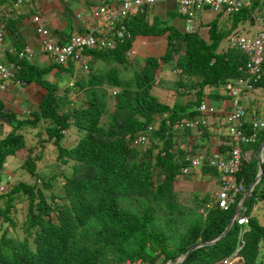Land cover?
Wrapping results in <instances>:
<instances>
[{"label":"trees","instance_id":"1","mask_svg":"<svg viewBox=\"0 0 264 264\" xmlns=\"http://www.w3.org/2000/svg\"><path fill=\"white\" fill-rule=\"evenodd\" d=\"M260 2L251 0L232 14L229 27L219 25L215 18L207 25V39L197 28L181 31L159 19H148L150 10L137 13L128 21L131 40L165 36V53L146 58L126 78L117 69L99 73L98 69L102 63L123 66L130 41L113 51L92 52L99 65L93 71L91 64L92 75L81 81L83 106L72 107L69 90L60 96L58 85L45 79L52 66L39 71L22 63L18 79L37 84L45 93L31 118L10 116L12 130L0 138V182L5 159L26 148L19 132L26 126L44 129L46 141L57 150L56 160L69 166L70 173L62 174L60 194L47 195L53 185L37 170L42 157L28 151L21 168L33 182H16L0 194V264H216L234 253L240 245L241 228L236 223L214 244L197 248L182 263H175L191 247L218 237L229 224L234 207L223 211L213 205L199 213L208 203L207 197L176 193L181 163L175 145L177 139L187 142L192 134L188 129L177 136L174 126L199 116L192 107L202 100L205 90L243 77L239 68L245 64V56L220 44L238 26L251 24ZM1 3L8 7V0ZM163 70L177 71L175 79H162L158 73ZM160 87L178 97L193 94L195 99L186 104L163 102L156 95ZM106 88L117 93L109 97ZM253 91L264 96V64ZM71 127L83 135L67 149L62 146V131ZM199 128L208 141L206 129ZM142 135L150 143L137 149L134 141ZM263 141L261 131L257 142L249 146L254 154L243 161L237 175L246 190L257 175V151ZM261 169V180L245 202L243 214L248 216L255 202L264 201V162ZM18 203L25 204L21 220ZM243 240L237 264H264V224L256 217H249Z\"/></svg>","mask_w":264,"mask_h":264},{"label":"clouds","instance_id":"2","mask_svg":"<svg viewBox=\"0 0 264 264\" xmlns=\"http://www.w3.org/2000/svg\"><path fill=\"white\" fill-rule=\"evenodd\" d=\"M1 1H3V0H0V3H1ZM128 1H132V0H84V2L87 5V10H89V13H90V19L84 20V23L82 25V30L77 31V32H73L68 37H64V36L61 37L60 35H58V32H56V30H53V29L48 27V25L41 18L40 14L37 12L38 8H40V7L37 6L35 0H22L21 3H17V0H8V7H6L3 3H1V5H0V33H1L0 52L3 54L4 60H2V62L0 61V67L5 68L8 71V75L6 77L0 76V92L4 93L0 97V117L8 123L9 129L6 132L0 131V138L1 137L4 138L12 130V118H10V116L13 115L16 119H23V118H27V117L31 118V113L38 111V104L42 100V97L45 93V90L43 88H41L40 86H38L37 84L32 83V82H31V84H29V83L23 82V81L18 79L19 78L18 77L19 72L22 70V63L23 62H27L29 67H33L39 71L40 70L46 71L47 68L52 66L53 68H51V70L48 71L45 79L50 83H55L56 85H59V79L62 75L68 74L71 77V80H69V82L66 85H63V86L59 85L60 87L58 88V91L62 90L64 92L65 89H68L69 92H80V91H82V93H83L85 91V88L80 89L81 88L80 84H81V81L86 80L88 77H90L92 75L93 71H91L90 65L91 64H93V66L99 65L97 60L95 62L93 61V53L92 52L113 51L116 49L117 46L123 45L126 42L130 41L131 46L129 47V49H127L124 52V56L127 59V62L124 65L129 64L131 58L134 59L135 53H134V49H133V44H134L136 37L133 40H131L132 34L129 30L128 21L131 17L133 18V16H136L137 13L143 12V10L144 11L145 10H152L158 3L172 2L176 6L177 14L180 17H182L186 22V25H187L186 31L191 32V31L196 30L195 28H197L198 31L200 33H202L200 31V25L197 24L195 19L197 16H200L205 11L209 10V11L215 13L216 18H218L219 25H221L222 20H224L225 22H229L230 21L229 17L232 14L239 13L243 7H247L251 3V0H243L245 5L238 12L230 13L228 15L224 14L223 12L216 13V12L212 11L210 8H206L201 14H198L197 16H195V18L193 19V25L191 26L190 24H188L186 17L180 14L179 6L175 1H165V2L157 1L156 3H154L151 6H147V5L142 6L140 8V10L137 11L136 13H132V11H129L125 14V16L119 17L118 20L113 21V26L115 28H119V27L123 26L124 31H125L123 40L121 42H116L115 48H113V49H98V47H95L97 45H94V47H91V48L84 47L82 52H80L81 56L83 57V62H78L73 57H69L66 61L60 62L42 50L41 45L43 42V37L41 36V34L39 32H37L38 28L47 30L49 32V37L57 45L63 46V47L69 45V43L73 37H94V38L98 39L99 29L103 28V22L99 26V22L97 20V17L95 16V12L99 8H108L111 6L117 8V7L121 6L122 4H124L125 2H128ZM249 1H250V3H249ZM87 2L90 4H87ZM261 2H262V0H261ZM22 7L26 8L27 12H28V10L31 12V17H29V18L31 19V22L33 24L34 36L36 35V46L31 47V46L26 45L22 48H18V47L10 48L6 45V42H5L7 36L5 35L6 34V22L4 20V17L10 19V17L7 16V14H6V11L10 10V8H13L15 10H18V9L22 10ZM35 18H37L36 22H34ZM92 18H93V22H92ZM261 18L264 21V13L261 15ZM90 21L92 22L91 24L89 23ZM250 22H251V24L249 23L250 26H252L254 28V34H253V36H251L249 38L254 37L256 31H258L257 34L264 33L263 30L262 31H259V29L255 30V28L257 27V24L255 22L254 15L252 16ZM240 26H242V25H240ZM97 30H98V33H97ZM236 30L233 32V34H230L225 39L226 40L225 46H221V44H220V46L225 50H234V51H237V52H239L245 56V64L239 68V70L244 74L243 77L238 78V79L233 80V81H229L225 84V86L214 88V90L213 89L205 90L202 100L197 104L195 103V105L192 107V109L196 113H198L199 116L195 119L187 120L183 123L176 124L174 126V129L177 131V136H179L180 134H182L184 131H186L188 129L192 134L191 137H189L187 142L181 141V139H177V145H175V150L178 151L177 154L179 156V160L181 163L180 173L177 177V181L174 184V190L176 191V193L181 194L183 196H186L188 198L191 196L197 197V195L194 194L195 192H192V191L191 192H184L182 190V192H179L178 188H175V185L180 180H183V178L191 177L194 173L198 174V175L208 174V176H210V177H213V176L216 177L217 178L216 182H218L219 184L217 185V191L214 193V195L212 196L211 199H209L207 197V195H202V198L203 197L208 198V203L205 204L204 206L200 207V209H198L199 213H202L205 210V208L210 209L213 205H216L219 209H221L223 211L228 210L230 207H234V212L238 206H241L237 215L234 216V213H233L232 218L234 217V219H233V223L231 225V227H232L233 224L236 223L241 228L239 231V236H238V240L240 241V245H237L234 253L230 257L226 258L223 261L218 262V263H222V264H237V260H236L237 251L240 250L241 247L244 245L243 234H244V232H246L249 229V217H251V216L256 217V215L254 214L252 209L250 211L249 216L246 214H243V213H245V211H246V209L244 210L245 202L251 196V193L253 192L254 187L258 183H256L253 188L251 185L248 188V190H246L244 188L243 184L237 180V175H238V173L242 167L243 161H248L250 159V157L254 154V150L250 149L249 146L254 145L258 140L259 133L261 131H264V127L263 128H257V129L253 128V123L255 121H258V120L264 118V96L263 95L260 96L258 93L253 91L254 90V83L257 80H259L262 76V67L264 64V59L262 61L261 67H260V72H259L258 78L251 77L249 74H247L246 69H245L246 64H247V56L243 52H241L239 49L232 48L230 46V38L238 36V35L244 36L243 34L236 33ZM130 51H131V53H130ZM164 53H165V51H164ZM39 55H44L48 59L49 65H44L41 68L37 67V65L34 64L33 60L35 58H37ZM134 60H132V62L134 64V70H135L136 68H138L137 66L143 65V63L146 59H144V61L141 63L135 62ZM53 65H55L56 67H54ZM58 67H61V70H59ZM53 70H55L56 74H57V76H55V77H51L49 75ZM83 74H85L86 76H84ZM166 74H170V73L167 70H163V71L158 73V75L162 79H164L166 81H170L171 79L168 78L166 76ZM174 74L177 75V71L174 72ZM241 79L249 80V83L251 85V88L249 90H245L243 92L241 104L244 107V115L241 118V125L239 127V130L242 132V134L244 136H246L247 138H249L248 142H241V141L236 142V141H234L233 133L231 131V123L228 122L229 114L231 113V111L233 109V97L229 94L228 86L234 87L238 83V81ZM6 85H7V87H8V85L9 86H15V88L20 87L22 89V91L25 90L23 92L25 102H26V99L30 98L31 96H32L31 97L32 99H34V100L36 99L37 94L35 92H32L31 94H29V96L27 95L28 91L30 90V87H36L37 92H39L38 94H41L42 97L36 103V106H33L34 103H33L32 99L27 100L28 104H25V102L23 101L19 107L18 106L14 107L13 105L10 106L9 96L14 98L13 96H11V94H13V92L16 93L17 91L15 89L9 91L8 88L6 90ZM171 85H172V83H171ZM106 90H107V94L109 97L114 96L117 93V90L107 89V88H106ZM59 95L61 96V94H59ZM172 95H173L172 97H174L175 99L178 97L177 95H175V93H173ZM186 96L187 97L192 96L191 101H188V102H192L195 99L193 94L186 95ZM184 97H178V99H182ZM67 98H68V100H70L71 105H73V102L71 101V99L68 96H67ZM225 99H227L229 101L226 102ZM213 100H217L216 103H218L219 105H216V104L213 105ZM175 102L183 104L181 101H175ZM166 103H169V102H166ZM83 105H81V106H83ZM202 105H205L208 108H212L213 112L210 113L207 111H205V112L201 111L200 107ZM24 106L27 108V111L25 112V114H24L23 110L26 108ZM17 113H19V115ZM213 126H218L219 128H222V133H221V135L223 137L222 142L215 143L211 140L212 132L210 134H208V129H211ZM199 127H204L206 129V132H207L208 138H209L208 141L203 137L202 129H200ZM25 128H28L29 133L27 135L32 136V138L33 137L37 138V141L32 146L27 147L28 141L24 138L26 141V148L22 149V150H25L27 152V155H28V151H30L32 156L42 157V159L39 161V162H41L45 157L46 148H52L54 146L50 142L46 141V135H45L44 129L41 126H38L36 129L31 127V126H26ZM22 129L23 128H21L19 132L23 135V133L21 132ZM70 130L75 131L76 133H79V134H76V137H75L76 140L74 141L73 145H71L70 147H66L62 144V146L67 148V149H70L73 146H75L76 143L78 142V140L80 139V137L83 135L81 132L77 131L76 128L71 127L68 130L62 131V134L64 136L62 143L66 139L65 136L69 135ZM149 143H150V139H149V137H147V135H142V136L138 137L136 139V141H134V145H135V147H137V149H141L140 146L142 147V146L149 144ZM44 147H45V149H44ZM236 147L239 149V160H240V166H239L238 170L232 175L233 184L236 187V191H229L227 193V195L229 196V198H231L232 201L227 200L226 206L222 207V206H220L219 196H220V193L222 192L223 178L225 177L226 174H225V170L222 167H220L219 164L220 163L228 164V162L233 157V151ZM22 150L18 151L14 156H9V157H11V159H13ZM180 154H181V157H180ZM27 155H26V157H27ZM199 158H201L200 164L198 166H192L191 161L193 159H199ZM257 158H258V160H259V158H261L262 164H263V162H264V147L261 151V155H259V148H258ZM213 159H215V161H216L215 164L211 163V161ZM37 165H38V162H37ZM6 167H7V165L5 164L4 170L2 172V182H0V194L7 192L9 187L12 185V174L8 170H6ZM184 169L187 170L185 173L183 172ZM205 169H210V171H207ZM37 170H38V168H37ZM261 171H262V169H261ZM258 173H259V166H258L257 175H258ZM40 174H41V172H40ZM257 175H256V177H257ZM256 177H255V179H256ZM248 191H250V194H249L247 200H245V202L243 203L244 197L246 196ZM197 198L201 199L199 197H197ZM221 238H219V239H221ZM206 243H208V242H206ZM201 244H203V243H201ZM212 244H214V243H212ZM209 245H211V244H209ZM196 246H198V245H196ZM206 246H208V245H206ZM199 248H201V247H199ZM182 257H183V255L180 256L179 258H177L175 263H182L187 258L186 257L183 261H180L179 259L180 258L182 259ZM218 263H216V264H218ZM128 264H132V263H128Z\"/></svg>","mask_w":264,"mask_h":264},{"label":"built area","instance_id":"3","mask_svg":"<svg viewBox=\"0 0 264 264\" xmlns=\"http://www.w3.org/2000/svg\"><path fill=\"white\" fill-rule=\"evenodd\" d=\"M157 1H175L179 6V12L181 15L185 16L188 24L193 25V19L198 14H201L206 8H210L212 11L219 13L223 12L228 15L230 13L238 12L244 5L243 0H132L125 2L121 6L115 8L113 6L108 8H99L95 12V16L99 22V26L103 22V28L99 29L98 39L94 37H73L69 45L63 47L57 45L50 37L49 32L45 29L38 28L37 32L43 37L42 50L51 55L54 59L64 62L69 57H73L78 62H83V57L80 52H82L84 47H98V49H113L115 48L116 42H121L124 38V28L123 26L115 28L113 26V21L118 20L119 17L125 16L129 11L136 13L144 5L151 6ZM22 0H17V3H21ZM37 18L34 19V22ZM255 30H258L256 27ZM255 32L254 37H244L241 35L230 38V46L232 48L239 49L247 56L246 72L251 77H259L260 67L264 59V33L257 34ZM1 40V33H0ZM131 53V51H130ZM8 71L5 68L0 67V76L6 77ZM229 88V94L233 97V109L228 117V122L231 123V131L233 133L234 141L238 142H248L249 138L244 136L239 130L241 125V118L244 115V107L241 104L243 97V92L249 90L251 85L249 80H239L234 87ZM201 111L213 112L212 108H208L205 105L200 107ZM264 118L255 121L253 123V128H263ZM216 158V157H215ZM201 158L193 159L191 161L192 166H198L200 164ZM212 164L216 161L213 159ZM220 167L225 170V177L223 178L222 192L220 193V206L225 207L226 201L231 200L227 193L229 191H236V187L233 184L232 175L238 170L240 166L239 160V149L236 147L233 151V157L228 162V164L220 163ZM187 170L184 169L185 173Z\"/></svg>","mask_w":264,"mask_h":264},{"label":"rangeland","instance_id":"4","mask_svg":"<svg viewBox=\"0 0 264 264\" xmlns=\"http://www.w3.org/2000/svg\"><path fill=\"white\" fill-rule=\"evenodd\" d=\"M54 1L55 3H59L61 5V11L60 13H58L59 17L67 20L68 22V28L69 29H74V31L78 28V27H82L84 20H89L90 19V13L89 10H87V5L84 2V0H35L37 6L39 7H48L49 6V2ZM250 3V1H249ZM261 6L256 10V12L254 13V18H255V22L257 24V27L259 29V31L264 30V21L261 18V15L264 13V0H262V2H260ZM37 12L40 14V16L42 17V19H46L49 20V22L54 23V20L56 21L55 17H50L42 12H39L37 10ZM208 14L206 13H202L200 16H197L195 21L196 22H201L203 20L206 19ZM46 16L48 18H46ZM92 22H93V18H92ZM91 21L89 22L90 24L92 23ZM172 23H175L177 25H179L180 27H183L185 20L182 17H179L177 15H172L170 18V21ZM186 25V24H185ZM206 25L202 24L201 28H205ZM67 29L65 30V32H69L70 30ZM204 35L205 31H201ZM236 33L239 34H243L245 37H251L254 34V28L252 26H250L249 23H246L242 26H239L238 29L236 30ZM226 40H223V42L221 43V46H225ZM157 53V52H156ZM0 56H2V54L0 53ZM148 56L146 55V53L138 51L136 52V56L134 57L135 60H139V63L142 62V60H144L145 58H147ZM133 58L130 59V63L126 64L124 66L117 64V63H111L109 65L107 64H101L100 65V69H98V73L101 70H105L108 71L109 69L113 68V69H117L119 71V75L122 77H132L133 76V71H134V64L132 62V60H134ZM139 67V66H137ZM96 70V67L93 66V71ZM84 76H86L85 74H83ZM166 76L170 79H175L176 74L174 73H170V74H166ZM69 80H71V77L68 74H64L60 77L59 79V85L63 86L66 85ZM52 81V80H51ZM58 85V88L60 87ZM104 87V86H103ZM214 90V88H211ZM15 90L17 91L16 93L13 92V94H11V96H13L16 100V102L21 105V103L24 101V95L23 92L25 90L22 91V89L20 87L15 88ZM59 94H63L62 90L58 91ZM71 101L73 102L72 107H78L84 104V98H83V93L82 91L80 92H69L67 95ZM32 97V96H31ZM42 95L41 94H37L36 99H32L33 100V106H36V103L41 99ZM164 98L166 102H171L175 101L174 97H171L169 94L168 95H164ZM28 98L26 99L25 104H28L27 102ZM226 102H228L229 100L225 99ZM217 102V100H213V105H215ZM25 107V106H24ZM113 107V103L110 106V109H112ZM26 108V107H25ZM13 109V108H12ZM24 114L27 111V108L23 110ZM19 115V113H17ZM24 135V138L28 141L27 142V147L32 146L33 144H35V142L37 141V138H32V136L27 135L28 132V128H23L21 131ZM76 133L75 131H69V135L65 136V140L63 141V145L66 147H70L71 145H73L74 141L76 140ZM148 144L144 145V146H140L141 149L145 148V146H147ZM45 149V147H44ZM43 149V150H44ZM27 155V152L25 150H22L21 152L18 153V155L16 157H14L13 159H11V157L6 158L5 163L7 165L6 170H8L9 172H11L12 174V185L16 182L19 181H24V182H28L31 183L33 182V178H31L28 174L24 173V170L21 168L23 161L25 160ZM56 155H57V150L52 147V148H46L45 151V157L41 162H38L37 168L38 171L41 172V177L44 180H50L52 185H53V189H52V193L46 192L47 195L50 194H55L58 195L61 192V187H60V182L62 181V174H69L70 173V167L69 166H64L62 164H59V162L56 160ZM54 176V177H53ZM180 183H184L183 180H180L178 183H176L175 188H178L179 192H182V190L184 192H186V189L188 190H192L195 193H198L197 191H199V189L202 187L203 182H197V181H193L190 182L187 185H180ZM184 202H188V199H183ZM24 203H18L16 205V209L19 211L17 216L18 219L21 220V212L23 211L22 207L24 206ZM0 206H2V203L0 201ZM252 211L254 212V214L257 217V221L261 224H264V201H257L255 202V204L252 207Z\"/></svg>","mask_w":264,"mask_h":264},{"label":"crops","instance_id":"5","mask_svg":"<svg viewBox=\"0 0 264 264\" xmlns=\"http://www.w3.org/2000/svg\"><path fill=\"white\" fill-rule=\"evenodd\" d=\"M96 2V1H95ZM87 4H90L87 2ZM39 12H42L50 17H55L56 21L54 20V23L49 22V20L43 19L44 22L48 25L49 28L56 30L58 32V35L61 37H68L70 34L73 32H77L82 30V27H78L75 31L74 29H69L68 28V22L67 20L59 17L58 13L61 11V5L59 3H55L54 1L49 2L48 7H40L38 8ZM204 13L208 14L206 19L197 22L198 25H200V31H205V35L203 36L204 39H207V25L211 23L215 18L216 14L207 10ZM7 16L10 17L6 18L4 17V20L6 22V45L10 48L18 47L22 48L26 45L35 47L36 46V35L34 36L33 32V24L31 22V12L27 9L22 7V10H15L13 8H10V10L6 11ZM148 16L147 18H156L159 19L161 22L169 23L175 27H177L181 31L187 30V25L186 22H184L183 27H180L179 25L169 22L170 18L172 15H177L176 12V6L172 2L168 3H158L152 10L147 12ZM180 17V16H179ZM42 18V17H41ZM46 18H48L46 16ZM204 24L206 25L205 28H201V25ZM221 25L225 27H229V22H225L224 20L221 21ZM69 29V32H65V30ZM166 48V37L161 36H138L136 37L134 44H133V49H134V57L136 56V52L141 51L146 53L148 57H159L162 55L165 51ZM157 52V53H156ZM1 53V52H0ZM2 54V53H1ZM147 57V58H148ZM146 59V58H145ZM4 60V56H0V61L2 62ZM34 64L37 65V67H43L44 65H49L48 59L44 55H39L37 58L34 60ZM135 62H139V60H134ZM144 60H142L143 62ZM51 77L57 76L56 71L53 70L50 74ZM11 91L15 89V86H9L7 87L6 85V90ZM32 92H37L36 87H30V90L28 91L27 95L31 94ZM173 94L175 93L172 90H166L160 87V90L157 92V97L164 102L165 98L164 95L168 94ZM3 92H0V97L3 95ZM191 97V98H190ZM187 97L185 96L182 99H178V97L175 99V101H181L183 104L187 103L188 101H191L192 96ZM31 100L32 98H28ZM175 101H172L174 103ZM9 103L10 106H20L15 98H12L9 96ZM216 105H219L216 103ZM8 123L0 117V131L6 132L8 131ZM212 132V137L211 140L215 143H219L223 141V137L221 135L222 133V128H219L218 126H213L211 129H208V134ZM184 183H180V185H187L190 182L197 181V182H203L202 187L197 191L198 193H194L197 195V197L202 198V195H207L209 199L212 198L214 193L217 191V185L219 184L217 181L216 177H210L208 174H193L191 177H185L183 178ZM192 190L186 189V192H191ZM194 192V191H192Z\"/></svg>","mask_w":264,"mask_h":264},{"label":"water","instance_id":"6","mask_svg":"<svg viewBox=\"0 0 264 264\" xmlns=\"http://www.w3.org/2000/svg\"><path fill=\"white\" fill-rule=\"evenodd\" d=\"M263 147H264V142H262V144H261L260 147H259V155H261V151H262ZM258 166H259V173H258V175H257V177H256V179H255V181H254V183L252 184V188L254 187V185H255L256 183L259 182V180L261 179V176H262V171H261V167H262V159H261V158H259V160H258ZM249 194H250V191H248L247 194H246V196L244 197L243 203L245 202V200H247ZM240 208H241V206H238V207L235 209L234 216L238 214ZM233 219H234V217L231 219L229 225H228V226L226 227V229L221 233L220 236H218L216 239H214V240L211 241V242L203 243V244H200V245H198V246H195V247L190 248V249H189V250L183 255L182 259L180 258L179 260H180V261H183V260L189 255V253L192 252L193 250H195L196 248L203 247V246H206V245H209V244L215 243L219 238H221V237H222V236H223V235H224V234L230 229V227H231V225H232V223H233ZM218 264H222V263H218Z\"/></svg>","mask_w":264,"mask_h":264}]
</instances>
